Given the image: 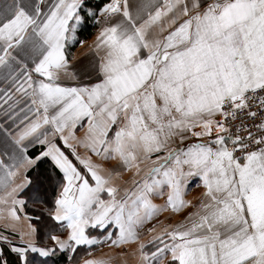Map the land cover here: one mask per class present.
Returning <instances> with one entry per match:
<instances>
[{"label":"snow or ice","instance_id":"obj_1","mask_svg":"<svg viewBox=\"0 0 264 264\" xmlns=\"http://www.w3.org/2000/svg\"><path fill=\"white\" fill-rule=\"evenodd\" d=\"M103 247L264 264V0H0V264Z\"/></svg>","mask_w":264,"mask_h":264},{"label":"crops","instance_id":"obj_2","mask_svg":"<svg viewBox=\"0 0 264 264\" xmlns=\"http://www.w3.org/2000/svg\"><path fill=\"white\" fill-rule=\"evenodd\" d=\"M94 34H95V32L89 38H86V41L90 43L91 40L94 38ZM73 52L76 54L78 60L83 61L84 64H87L88 58L90 56V53L87 51V45H83V46L77 45L73 48ZM202 190L203 189L201 187H195V186L190 185L186 199L192 200L193 203H195L196 199L199 197ZM155 202L156 203H163V200L157 199ZM163 215L167 216L169 214L164 213ZM179 218L180 217H177V219H179ZM117 251L118 250L103 247V248H100V249H97L96 251H94L93 256H96V257H100V256L109 257V256H111L113 258V264H120V261L122 258L117 255ZM128 260H129V264H134V260L131 257H129Z\"/></svg>","mask_w":264,"mask_h":264},{"label":"trees","instance_id":"obj_3","mask_svg":"<svg viewBox=\"0 0 264 264\" xmlns=\"http://www.w3.org/2000/svg\"><path fill=\"white\" fill-rule=\"evenodd\" d=\"M94 32H95L94 29L90 30L83 38L84 39L89 38ZM81 255H84V253L82 251H81Z\"/></svg>","mask_w":264,"mask_h":264}]
</instances>
